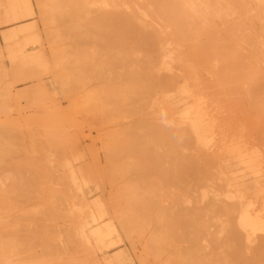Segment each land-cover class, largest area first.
<instances>
[{"label":"rangeland","instance_id":"rangeland-1","mask_svg":"<svg viewBox=\"0 0 264 264\" xmlns=\"http://www.w3.org/2000/svg\"><path fill=\"white\" fill-rule=\"evenodd\" d=\"M13 1L0 0V264H237L235 254L244 264H264V251L256 259L253 245L220 231V209L231 205L224 193L212 198L222 189L187 191L145 159L141 142L162 155L165 170L173 167L165 147L144 135L160 126L146 101L123 96L130 68L102 63L100 45L91 60L98 38L69 15L41 17L40 3L58 0H18L29 9L20 21L4 17ZM31 25L35 35L16 44L26 31L20 28ZM13 30L18 35L7 39ZM250 98L247 92V101L230 110L224 138L240 157L264 164V118ZM183 144L184 156L199 162L220 154L218 146ZM242 172L238 164L229 174ZM202 192L205 199H197ZM86 208L103 211L102 228L111 230L106 246L87 247L69 233ZM190 215L188 226L175 222Z\"/></svg>","mask_w":264,"mask_h":264},{"label":"bare ground","instance_id":"bare-ground-1","mask_svg":"<svg viewBox=\"0 0 264 264\" xmlns=\"http://www.w3.org/2000/svg\"><path fill=\"white\" fill-rule=\"evenodd\" d=\"M39 10L43 18L51 11L59 17L69 15L75 25L86 26L98 38L91 60L100 45L104 50L102 63H125L130 68V87L123 96L125 100L138 97L136 102L146 101L150 117L160 126L144 135L165 147L163 156L173 167L165 170L162 155L152 154L141 142L145 159L151 160L162 176L176 178L187 191L211 186L222 189L212 194L216 200L224 193L222 201L231 203L220 209L224 216L220 231L253 245L257 249L254 258L261 259L264 164L260 160L251 163L249 155L240 157L237 146L224 138V127L234 112L230 110L247 101V92L258 118H264V0H58L56 4L40 3ZM28 12L27 4L16 0L9 4L4 17L20 21ZM44 27L51 31L48 23ZM20 30L26 31L15 39L16 44L36 32L32 25ZM15 31L7 39H14L18 35ZM106 50L113 55L105 56ZM16 56L11 54L13 60ZM21 57L22 62L28 61L27 56ZM36 61L37 67L45 68L40 59ZM215 113L222 114V123ZM187 142L204 148L218 146L220 154L213 161L199 162L184 156L183 143ZM121 147L128 145L123 141ZM238 164L242 174H229ZM175 195L186 199L182 193ZM205 197L202 192L196 198ZM101 213L80 210L78 221L69 227L73 239L78 237L87 247L106 246L111 230L102 228ZM191 216L175 222L188 226L193 222ZM232 262L246 261L235 254Z\"/></svg>","mask_w":264,"mask_h":264}]
</instances>
